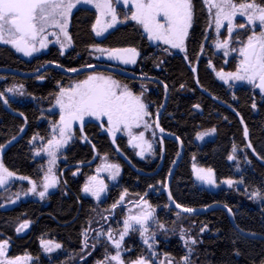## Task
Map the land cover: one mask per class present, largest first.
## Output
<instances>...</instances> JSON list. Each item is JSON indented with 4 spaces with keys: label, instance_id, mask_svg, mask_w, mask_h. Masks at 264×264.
I'll return each mask as SVG.
<instances>
[{
    "label": "flooded vegetation",
    "instance_id": "flooded-vegetation-1",
    "mask_svg": "<svg viewBox=\"0 0 264 264\" xmlns=\"http://www.w3.org/2000/svg\"><path fill=\"white\" fill-rule=\"evenodd\" d=\"M255 3L264 5V0ZM192 4L193 22L185 39L188 59L180 49L149 40L141 25L130 17L125 18L131 5L126 7L122 3L114 4L118 22L100 36L93 31V25L100 18L103 26L110 17H101L92 4H80L72 10L67 28L71 43L62 34L59 41L55 35H48L46 47L32 56L0 43V91L9 98L8 104L0 99V126L6 133L0 137L3 146L0 160L17 174L0 186V241H8L5 249L8 258L21 257L20 264H97L117 251L107 235L100 236L97 242V233L111 230L113 238L118 240L125 219L142 211L152 212L147 224L149 232L145 235L151 237L155 233L150 240L154 241L153 249L149 250L143 243L139 231L130 230L121 246L125 264L141 256L155 264H162L166 256L173 264H182L187 248L181 239V229L185 230V236L198 241L192 246L191 264H218L214 252L217 248L212 245L222 243L223 218L238 236L232 244L237 262L242 260L243 244L264 243L245 236L264 238V92L247 81L229 79L226 83L217 76L219 71L236 72L242 57L238 50L231 49L241 47L237 41L246 42L252 26L234 28L228 55H224L226 50L217 49L215 42L228 38L227 22L218 35L213 18L215 9L210 14L204 0H192ZM239 23L247 24L246 17L238 15L236 24ZM260 30L257 25L256 31ZM53 31L59 30L49 29ZM61 42L65 47H61ZM94 44L102 48H135L139 55L135 64H124L109 60L106 54L102 56L93 49ZM166 48L168 51H164ZM88 64L95 67L89 68ZM72 68L77 71H69ZM94 72L112 76L135 94H140L143 86V99L152 113L146 118L151 127H133L132 132H144L152 148L141 156L140 148L129 143L126 129L115 133L114 143L106 117L103 124L94 117H86L83 131L79 122H75L72 138L57 153L53 166L59 183L49 188L41 199L37 193L43 190L49 157L43 151L36 153L52 138V126L60 120L55 95L61 86L70 87ZM41 75L43 80L38 78ZM13 85H23L24 94L6 92ZM196 104L200 108H195ZM157 112L164 132L155 127ZM213 128L216 131L210 132ZM224 129L230 130L225 139ZM202 132L209 134L198 139L197 134ZM224 142L229 145L223 147ZM249 143L251 147H247ZM234 145L236 159L229 160ZM16 152L22 154L21 167L11 160ZM219 156L223 157L222 167L216 162ZM112 164L120 169L115 179L114 170L106 167ZM208 169L212 170L214 184L197 178L198 170ZM20 176L35 180L37 193L29 191L31 184L17 178ZM92 177L96 180L91 181ZM228 179L237 183L230 187L225 183ZM90 182L106 185L99 201L90 192H84L85 184ZM257 190L261 195L253 198L251 193ZM67 202H71L75 211L71 224L81 220L78 237L69 239L59 229L66 225L52 214ZM113 204L117 206L113 208ZM176 204L193 208L195 212L185 213ZM217 206L220 210L208 211ZM228 208L232 211H226ZM229 213L238 230L233 227ZM25 220L31 223L17 232L16 228ZM139 227L134 223V228ZM89 228L92 229L88 231L89 246L85 248L83 233ZM42 240L61 247L46 252ZM152 251L155 256L151 255ZM106 264L115 262L106 261ZM245 264H264V254L248 257Z\"/></svg>",
    "mask_w": 264,
    "mask_h": 264
},
{
    "label": "snow or ice",
    "instance_id": "snow-or-ice-1",
    "mask_svg": "<svg viewBox=\"0 0 264 264\" xmlns=\"http://www.w3.org/2000/svg\"><path fill=\"white\" fill-rule=\"evenodd\" d=\"M123 4V6L131 5L129 13L125 14V18L136 21L137 24L143 27V30L148 34V39L152 41L163 42L164 45L170 48L180 49L185 52V59L187 57V49L185 46V39L188 36L189 29L193 22V4L192 0H0V43L11 45L16 51L23 53L25 56H32L34 52L46 47L48 35H55L59 41L62 34L68 43H71L72 37L67 31L72 10L80 4H92L101 17H110V20L105 21L101 26V19L97 18L93 31L97 36L103 34L107 29L112 28L118 22L117 10L115 5ZM208 5L210 14L212 9L214 12V22L216 32L219 35L220 28L227 22L228 38L224 41L216 40L215 46L217 49H225L224 55H228L229 45L232 41V33L234 28L239 27L244 29L252 26L251 34L247 36L246 42L237 41L241 44L239 49H231L232 51H239L242 57L239 66L234 73L225 74L223 71L217 72V76L226 83L229 79L238 81H247L254 87H258L261 92H264V5H258L255 0H204ZM134 9V10H132ZM246 17L247 24H236L237 16ZM163 17V20H161ZM261 29L256 31V26ZM49 29H58L59 31L49 32ZM61 47L65 44L61 42ZM93 49L99 52L102 56L107 55L109 60L120 61L124 64H135L136 57L139 55L135 48H102L98 44H94ZM168 51V49H164ZM203 51V48H201ZM99 59V57H97ZM59 66V65H58ZM87 67H95L88 64ZM69 71L76 72L77 69L72 68ZM195 72L196 69L192 68ZM43 80L44 76L38 77ZM197 83L199 81L197 80ZM165 89L168 85H164ZM181 87H184L182 84ZM6 92L18 93L23 95V85L9 87ZM0 99H3L5 104L9 103V98L5 92L0 91ZM55 104L60 109V120L58 124L52 126V138L47 141L46 145L37 149V155L41 151L45 152L49 157V168L44 176L42 184L43 190L37 193V183L29 177H17L20 180H28L31 184L29 191L37 193L41 199L48 194L49 188L55 187L59 183L58 178L53 173V166L57 159V153L64 147L72 138V129L75 122H79L80 130L83 131L86 117H94L100 120L107 118L108 132L113 136L115 143V133L126 129L130 137L129 143L140 148V155L151 150L152 145L145 140L144 132L133 134L132 128H139L143 125L144 129H148L151 125L148 123L147 117L152 113L149 110V105L143 99V86L140 94H135L127 85H121L119 81L106 76L99 72H94L87 75L84 80L77 81L70 87H60L59 92L55 95ZM195 108H200L199 104L194 105ZM256 107L255 103L252 105ZM23 115V113H21ZM159 112H157L155 127L160 128L158 123ZM23 131V129H21ZM164 132L163 128H160ZM213 128L210 132H215ZM209 132H202L197 134L198 139H203ZM245 137L248 136V129H244ZM12 139H15L13 137ZM33 141L36 137L34 136ZM179 139V137H177ZM146 145V147H145ZM251 147V143L247 145ZM236 146H233L232 155L228 157L229 160L236 159ZM3 151V146L0 145V152ZM107 168L113 169V179L119 174V165H106ZM17 174L5 167L2 160H0V186H4L8 181L16 177ZM197 178L201 181H206L209 184H214L212 178V170L208 169L206 172L202 170L197 171ZM95 181L96 177L90 178ZM243 181L241 180L240 183ZM230 187L237 183L231 179L225 181ZM106 188L103 182H98V185L85 184L84 192H90L97 201L100 200L101 193ZM26 194V193H25ZM127 192L125 191L124 195ZM259 190L251 193L253 198L260 197ZM18 198V194L17 197ZM124 196L120 197L123 200ZM171 199V193H169ZM15 203V200L11 201ZM147 204V201H142ZM117 205L113 204L115 208ZM151 208V205H148ZM176 208H182L180 204L175 205ZM227 207V205H225ZM182 211L185 213H193L195 209L183 207ZM231 212L232 209L228 208ZM179 216V213H177ZM152 217L151 211H142L136 215H130L124 221L123 231L119 234V239H114L112 231L107 233L103 231L97 233V242L99 237L107 235V239L112 241L117 250L114 255H106L104 261H98L97 264H106V261L115 262V264H125L122 258L121 246L125 236L130 230L140 232L143 237V243L147 245L149 250L153 249L154 241L150 242L155 236H146L149 232L147 227L148 221ZM139 225V228H134V223ZM31 222L25 220L16 228L17 232L25 229ZM158 223V222H157ZM160 229H164L163 224L158 223ZM86 229L83 233L84 247L88 248V231ZM204 229L201 228V232ZM185 230L181 229V239L184 240L187 253L181 258L182 264H191V256L194 251L193 245L198 243L195 237L185 236ZM7 240L0 241V264H20L21 257L8 258L6 253ZM42 246L46 252L51 253L54 248L61 247L56 243L53 245L51 241H41ZM52 245V246H49ZM93 250L95 244L92 245ZM239 254V252H237ZM152 256H155V251H152ZM131 264H155L153 260L146 259L141 256L132 261ZM162 264H173L171 259L167 256Z\"/></svg>",
    "mask_w": 264,
    "mask_h": 264
},
{
    "label": "trees",
    "instance_id": "trees-1",
    "mask_svg": "<svg viewBox=\"0 0 264 264\" xmlns=\"http://www.w3.org/2000/svg\"><path fill=\"white\" fill-rule=\"evenodd\" d=\"M184 121V119H183ZM3 127L0 126V137H3L6 135V133H4L2 131ZM230 130L228 129H224L222 136L227 138V134L229 133ZM227 145H229L228 142H224L223 147H227ZM17 153V152H16ZM22 158V154L17 153L14 158L13 156H11V160L13 162L14 160V165H19L21 167L22 162L19 160H21ZM222 159L223 157H217L216 158V162L219 163L220 165L222 164ZM222 167V165H221ZM220 167V168H221ZM225 169V167H223ZM53 216H55V219L59 220V222H61L62 225H66L63 228H59L61 230L62 236L64 238H74V237H78V232H79V228L81 225V220H76V222L72 223L73 218L75 217V211H74V207H72L71 202H67L65 203L62 208H58V210H54V212L52 213ZM50 224L51 221H47ZM223 222H224V228L220 231L221 232V238L222 243H216V245H212L213 248H217L214 252L217 254V263L218 264H245L248 262V257H261L264 254V243L263 244H255L254 246L251 245H246L243 244L241 246L242 247V260L240 262H237L235 260V254H234V250L232 247V244L234 243V241L236 240V238H238V236L236 235V233L234 232V230L232 228L229 227L228 221L223 218ZM239 244V242H238ZM244 253V254H243Z\"/></svg>",
    "mask_w": 264,
    "mask_h": 264
},
{
    "label": "water",
    "instance_id": "water-1",
    "mask_svg": "<svg viewBox=\"0 0 264 264\" xmlns=\"http://www.w3.org/2000/svg\"><path fill=\"white\" fill-rule=\"evenodd\" d=\"M220 208L221 207H213V208H211L210 210H208V211H217V210H220ZM223 210H224V208H222ZM226 211H228L227 209H226ZM194 213V212H193ZM229 216H230V218H231V221H232V224H233V227L235 228V229H237L238 230V228H237V226H236V223H235V220H234V218H233V216H232V214L231 213H229ZM247 238H251V239H259V240H263L264 241V238H261V237H257V236H254V235H245Z\"/></svg>",
    "mask_w": 264,
    "mask_h": 264
}]
</instances>
